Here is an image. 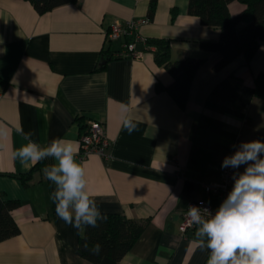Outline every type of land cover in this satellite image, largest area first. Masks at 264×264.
<instances>
[{"label": "crops", "instance_id": "1", "mask_svg": "<svg viewBox=\"0 0 264 264\" xmlns=\"http://www.w3.org/2000/svg\"><path fill=\"white\" fill-rule=\"evenodd\" d=\"M77 0L39 13L29 0H0V208L11 211L18 233L0 241V264H93L77 254L79 232L57 217L50 199L55 185L42 160L25 168L12 152L26 143L22 125L41 146L55 138L76 142L87 190L101 212L144 221L118 264H207L209 250L196 247L195 227L181 234V214L193 199H208L202 183L216 181L225 156L241 142L264 141V42L249 60L240 54L220 69L219 52L200 42L219 39L217 27L187 11L188 0ZM232 15L244 5L232 1ZM146 18L135 58L115 57L124 37L106 36L115 21ZM251 18L240 20L237 29ZM169 40V58H201L184 108L159 83L172 75L155 60L147 39ZM110 57L109 59H106ZM121 104L139 120L131 135L122 127ZM102 123L104 154L81 153L87 119ZM246 165L233 169L243 172Z\"/></svg>", "mask_w": 264, "mask_h": 264}, {"label": "clouds", "instance_id": "2", "mask_svg": "<svg viewBox=\"0 0 264 264\" xmlns=\"http://www.w3.org/2000/svg\"><path fill=\"white\" fill-rule=\"evenodd\" d=\"M120 119L129 135L138 130L139 120L127 105L121 104ZM15 131L26 143L13 150V160L25 168L49 158L53 161L42 172L55 185L50 199L58 218L78 232L107 219L87 190L84 166L76 159V142L55 138L41 146L22 125ZM7 135L8 129L0 124V139ZM241 165H246L244 171L233 173V187L214 214L207 208L188 206L187 223L195 227L193 243L209 250L207 264H264V141L241 142L232 155L225 156L221 168ZM100 250L99 244L92 249L94 254Z\"/></svg>", "mask_w": 264, "mask_h": 264}, {"label": "trees", "instance_id": "3", "mask_svg": "<svg viewBox=\"0 0 264 264\" xmlns=\"http://www.w3.org/2000/svg\"><path fill=\"white\" fill-rule=\"evenodd\" d=\"M39 12H45L56 6L76 2L77 0H29ZM238 1L244 8L235 15L229 11L228 5ZM155 0H150L148 18L153 15ZM187 11L199 17L200 23L217 27L220 30L219 39L215 42H200L201 49L219 52L220 58L214 64L220 69L238 55H244L249 60L261 42H264V0H188ZM249 16L251 20L240 30L237 24ZM147 43L155 46L154 56L158 64L163 65L172 75L173 80L167 86L159 83L157 89H165L175 102L184 108L187 101L189 86L196 68L201 64V58L185 57L171 60L169 58V40L147 39ZM110 57L107 56L106 59ZM256 86L264 90L262 77L256 79ZM15 200L4 201L0 208V241L18 233L11 211L18 206ZM107 219L98 221V227H86L79 232L77 254L93 264H118L130 249L144 227V221L126 217L120 213L102 212ZM96 244L101 246L99 254L92 249Z\"/></svg>", "mask_w": 264, "mask_h": 264}, {"label": "built area", "instance_id": "4", "mask_svg": "<svg viewBox=\"0 0 264 264\" xmlns=\"http://www.w3.org/2000/svg\"><path fill=\"white\" fill-rule=\"evenodd\" d=\"M145 22L146 18H138L127 20L124 23L115 21L111 24L110 29L106 33L107 38L109 40H117L122 36L125 38L121 48L114 53L115 57L135 58L139 56L140 53L136 51L135 43L139 40H145V38L138 32L139 25ZM85 124L84 131L80 136L81 153L83 155L90 152H96L101 155L104 154V149L108 145V140L102 123L96 119L89 118ZM233 173L234 171L232 168H220L219 177L216 181L202 183V187L208 194L209 198L193 199L189 202L188 206L196 205L201 208H207L214 214L233 187ZM188 206L181 214V222L179 225L181 234L194 228V226L187 223L188 217L186 213Z\"/></svg>", "mask_w": 264, "mask_h": 264}]
</instances>
